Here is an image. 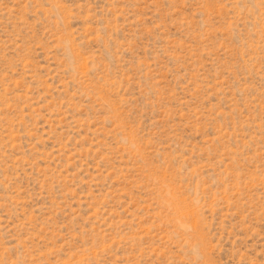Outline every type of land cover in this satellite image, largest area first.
<instances>
[{"label":"rangeland","instance_id":"374dc122","mask_svg":"<svg viewBox=\"0 0 264 264\" xmlns=\"http://www.w3.org/2000/svg\"><path fill=\"white\" fill-rule=\"evenodd\" d=\"M0 264H264V0H0Z\"/></svg>","mask_w":264,"mask_h":264}]
</instances>
